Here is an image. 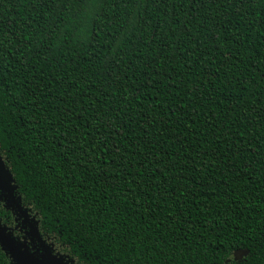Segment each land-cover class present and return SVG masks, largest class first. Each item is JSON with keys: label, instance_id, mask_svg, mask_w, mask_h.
<instances>
[{"label": "trees", "instance_id": "1", "mask_svg": "<svg viewBox=\"0 0 264 264\" xmlns=\"http://www.w3.org/2000/svg\"><path fill=\"white\" fill-rule=\"evenodd\" d=\"M0 155L80 264H264V0H0Z\"/></svg>", "mask_w": 264, "mask_h": 264}, {"label": "flooded vegetation", "instance_id": "2", "mask_svg": "<svg viewBox=\"0 0 264 264\" xmlns=\"http://www.w3.org/2000/svg\"><path fill=\"white\" fill-rule=\"evenodd\" d=\"M22 210L7 206L0 198V250L10 264H25L11 251L15 247L37 262L46 264H80L56 235H50L39 225V214L31 205L21 203Z\"/></svg>", "mask_w": 264, "mask_h": 264}, {"label": "water", "instance_id": "3", "mask_svg": "<svg viewBox=\"0 0 264 264\" xmlns=\"http://www.w3.org/2000/svg\"><path fill=\"white\" fill-rule=\"evenodd\" d=\"M0 198L5 201L7 206H12L13 208H18L19 210H22V204L19 195L16 192V184L14 183V179L12 176L11 171L6 166L5 162L3 161L1 155H0ZM0 230V234H1ZM2 247L4 245V242L0 241ZM4 248V247H3ZM11 252L14 255H17L18 258H20V261H22L25 264H46L44 262H37L32 257L25 258L23 255L24 253L20 252L15 247H11ZM246 249H239L235 250L233 252V259L239 260L243 256L247 254ZM227 260H230L229 258Z\"/></svg>", "mask_w": 264, "mask_h": 264}]
</instances>
